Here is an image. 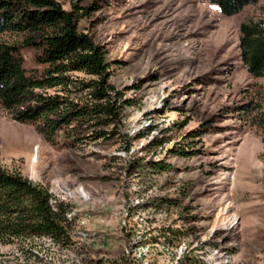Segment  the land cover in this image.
Masks as SVG:
<instances>
[{"label": "rangeland", "instance_id": "1", "mask_svg": "<svg viewBox=\"0 0 264 264\" xmlns=\"http://www.w3.org/2000/svg\"><path fill=\"white\" fill-rule=\"evenodd\" d=\"M57 1L103 50L121 133L84 137L110 128L92 120L49 141L0 105V163L47 191L70 237L0 242V264H264V77L239 48L240 23L264 19V0L231 16L206 0ZM30 37L0 39L40 75Z\"/></svg>", "mask_w": 264, "mask_h": 264}, {"label": "trees", "instance_id": "2", "mask_svg": "<svg viewBox=\"0 0 264 264\" xmlns=\"http://www.w3.org/2000/svg\"><path fill=\"white\" fill-rule=\"evenodd\" d=\"M206 1L231 16L259 0ZM76 15L57 0H0V37L6 33L33 34L27 44L35 45L47 63L40 75L29 73L19 47L0 39V105L15 121L40 128L49 141L59 131L65 137L76 134L80 126L92 120L110 128L93 130L84 137L109 139L121 133L122 93L108 83L109 66L103 50L88 33L77 29ZM239 32L242 62L252 76L264 77V19L245 18ZM75 72L90 78H80ZM256 123L264 133V110L257 114ZM49 200L40 184L0 163V242L21 239L24 243L47 236L69 244V234L54 216ZM22 252L27 257L28 252ZM199 262L184 255L175 264Z\"/></svg>", "mask_w": 264, "mask_h": 264}]
</instances>
